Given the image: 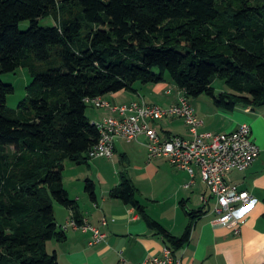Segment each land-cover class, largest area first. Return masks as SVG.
<instances>
[{"label": "trees", "instance_id": "16d2710c", "mask_svg": "<svg viewBox=\"0 0 264 264\" xmlns=\"http://www.w3.org/2000/svg\"><path fill=\"white\" fill-rule=\"evenodd\" d=\"M45 17L53 24L40 26ZM18 67L32 80L16 108L6 103L14 87L0 80V264H58L47 250L65 239L54 203L82 222L63 185L65 162L87 164L99 137L86 100L168 78L186 98L208 95L227 112L264 106V0H0V74ZM215 79L227 89L216 92ZM94 188L87 179L92 197ZM137 194L121 172L110 196L173 250L183 247L203 211L188 212L175 237Z\"/></svg>", "mask_w": 264, "mask_h": 264}, {"label": "crops", "instance_id": "0c3cea01", "mask_svg": "<svg viewBox=\"0 0 264 264\" xmlns=\"http://www.w3.org/2000/svg\"><path fill=\"white\" fill-rule=\"evenodd\" d=\"M169 85L168 78L157 84L136 83L134 91L122 90L102 98L118 104L142 97L148 103L167 107L176 104L182 94L178 90L170 96ZM201 96L189 102L196 117L203 122L200 132H230L246 123L251 127V139L260 148L248 169L232 171L227 176L228 181L252 196L249 206L237 205V215L242 220L239 232L215 221V199L202 182L198 168H195L193 184L186 187L191 179L189 172L174 166L167 157L149 159L144 135L137 140L115 139L111 158H90L87 164L70 165L73 173L67 178L64 171L69 163L65 162L63 185L76 201L82 222L97 226L105 237L99 243L90 244L91 232L71 227L63 230V241L53 239L47 243L48 252L56 253L58 264H122V259L137 264L151 256H160L164 247H169L165 238L151 229L132 206L110 196V191L120 183L121 172H126L134 183L148 216L172 236L183 235L190 222L188 212L203 211L192 224L189 241L178 250L169 247L183 264H264V106H239L227 112L216 107L212 99H200ZM163 97L167 99L165 102ZM88 104L92 108V116L87 115L91 122L113 114L108 108ZM154 126L162 136L190 137L181 117L163 118L154 122ZM87 179L94 183V197L85 190ZM202 196L207 198L206 204ZM54 214L60 229L74 217L71 208L58 203H54Z\"/></svg>", "mask_w": 264, "mask_h": 264}, {"label": "built area", "instance_id": "2783aa9c", "mask_svg": "<svg viewBox=\"0 0 264 264\" xmlns=\"http://www.w3.org/2000/svg\"><path fill=\"white\" fill-rule=\"evenodd\" d=\"M169 92L170 90H167V93ZM86 101L97 108H108L113 113L98 120L105 130V138L103 146H96L95 143L91 147L88 152L90 158H111L114 154L115 139L137 140L139 136L144 135L149 159L167 157L174 166L189 172L191 179L186 187L193 184L195 168H198L202 182L215 199L213 207L215 221L234 227L235 232H239L242 220L237 215V205L249 206L252 196L247 191L241 190L237 184L228 181L227 176L232 171L248 169L260 153V148L251 139L250 125L243 123L230 132H200L199 128L203 122L196 117L183 93L176 104L167 107L148 103L142 97L118 104H112L102 96ZM167 117L183 118L190 137L162 136L154 126V122ZM201 199L206 204L207 198L202 196ZM102 222L104 223L105 220L103 219ZM70 227L91 232L90 244L99 243L105 237L97 226L86 222L78 223L74 217L61 228L65 230ZM121 262L132 264L124 259ZM137 264L183 263L173 254L171 248L164 247L160 256H151Z\"/></svg>", "mask_w": 264, "mask_h": 264}, {"label": "rangeland", "instance_id": "374dc122", "mask_svg": "<svg viewBox=\"0 0 264 264\" xmlns=\"http://www.w3.org/2000/svg\"><path fill=\"white\" fill-rule=\"evenodd\" d=\"M53 24V19L51 17H45L39 20V25L40 26H49ZM30 23L29 21L25 20L20 22L19 24V29L20 30H26L29 27ZM0 80L3 81L6 84H11L14 87V91L10 93L7 96V106L9 108H16L19 101H21L25 96H26V86L31 82L32 76L28 68L26 67H18L14 72H8V73H3L0 74ZM170 80V79H169ZM138 84V83H137ZM172 88V93L170 96H173L177 94L178 92V87L174 82L170 80V85ZM212 86L214 87L216 92H220L222 89H227L225 84L223 83L222 80L220 79H215L212 82ZM181 94V93H180ZM168 96V95H167ZM166 96V97H167ZM190 103H192L193 99H196L194 97H189L187 98ZM200 99H209L211 98L208 95H202ZM167 99L163 97V102H165ZM92 108L88 106L87 108V115L92 116ZM66 163H69V168L64 171V174L66 178L70 175H72V169H70V165L76 167L74 163L71 161H67ZM75 173H78L79 171L75 170Z\"/></svg>", "mask_w": 264, "mask_h": 264}, {"label": "bare ground", "instance_id": "6f19581e", "mask_svg": "<svg viewBox=\"0 0 264 264\" xmlns=\"http://www.w3.org/2000/svg\"><path fill=\"white\" fill-rule=\"evenodd\" d=\"M92 123L96 126V128L98 129V132H99V137H98V140L96 142V146H103V140L105 138V130H104V128H102V126L98 120L94 121Z\"/></svg>", "mask_w": 264, "mask_h": 264}]
</instances>
